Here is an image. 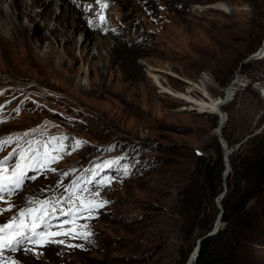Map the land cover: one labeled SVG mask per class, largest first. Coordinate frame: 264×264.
Segmentation results:
<instances>
[{
  "label": "rangeland",
  "instance_id": "rangeland-1",
  "mask_svg": "<svg viewBox=\"0 0 264 264\" xmlns=\"http://www.w3.org/2000/svg\"><path fill=\"white\" fill-rule=\"evenodd\" d=\"M8 2L0 4L12 18ZM218 3L226 8L215 7ZM60 5L53 7L59 10ZM108 10L115 25L99 24L96 34L102 30L104 36H133L125 52L116 57L103 50L106 59L91 72L87 63L77 62L71 68L64 55L63 68L57 59L54 62L60 76L51 75V69L39 63L24 69L26 80L0 85V138H23L0 151V160L26 140L47 143L49 151L65 147L53 152L62 157L50 165L56 172L30 170L28 176L36 179H26L18 195L0 202V208L14 205L0 215V223L15 215L33 194L41 200L59 196L77 177L91 180L87 188L99 192L97 200L109 203L92 213L95 218L85 213L74 223L71 216L61 214V208L67 213L69 205L57 207L53 230L57 225L69 230L87 223L94 235L87 242L65 236L53 239L82 247L48 244L36 247L35 255L7 249L0 264L13 260L16 264H187L201 236L180 215L182 198L195 197L190 206H183L193 213L202 201L206 219L220 212L217 196L203 186L202 171L205 162H211L215 171L219 166V116L197 110L180 94L194 99H202L205 91L222 96L239 75L243 85L223 107L228 114L224 137L231 146L244 142L230 158L235 185L244 180L246 162L258 155L255 151H264V99L254 87L264 81V58L241 66L264 39V0H112ZM119 28L130 31L120 35ZM10 34L9 29L2 31L5 38ZM76 38L79 55L84 35L77 31ZM47 45L44 41L43 50H37L39 57L45 56ZM89 49L90 56L100 55L96 44H89ZM67 74H73L74 80ZM77 140L85 142L78 149ZM16 160L18 156L6 165L9 171ZM108 162L114 163L105 167ZM65 172L67 176L61 175ZM61 181V187H54ZM99 181L108 184L101 186ZM65 220L69 223H62ZM239 255V264H264V217L245 234Z\"/></svg>",
  "mask_w": 264,
  "mask_h": 264
},
{
  "label": "bare ground",
  "instance_id": "bare-ground-1",
  "mask_svg": "<svg viewBox=\"0 0 264 264\" xmlns=\"http://www.w3.org/2000/svg\"><path fill=\"white\" fill-rule=\"evenodd\" d=\"M87 1L11 0L9 3L8 0H0L1 3L8 2L9 8L13 11L11 18L10 14L7 13L8 11L6 12L3 5L0 4V72L2 73L0 75V85L4 82L13 83L19 80H26L28 78V72L24 69L35 66L36 64H45L51 69V75L60 76L61 74L58 70L54 69V62L57 59L60 62V68H63L62 59L64 55L71 64V68H74L77 62H80L81 65L87 63L89 64V70L91 72L93 68L99 65L101 60L106 59V53L104 54L102 52L103 50H106L110 55L114 54L116 57L123 51L125 52L127 47L131 45L133 36H104L100 34L102 30L98 31L99 34H96V27L99 24L103 25V23H106L112 25V27L115 25V20L114 18L110 19L111 15L108 10L109 2L112 0H89L91 4H88ZM68 3H72L73 6H70ZM54 4L57 6L60 4L64 5H60V9L56 10L53 7ZM215 7L225 9L226 5L224 3H218ZM102 17L103 19H101ZM24 19H27V23H24ZM6 29L11 31L8 38L2 35V31ZM77 31H80L82 36L84 35L80 45L79 55L75 53L79 43L76 38ZM129 31V28H119L117 30L120 35H125ZM44 41L48 45L45 56L41 58L38 56L37 50H43ZM91 43L96 44L99 48V56H90L91 49H89V44ZM60 48H62V52H60ZM262 53L264 55V51ZM262 58L264 57H257V59ZM129 60L131 59L129 58ZM132 66L135 65L133 64ZM73 76V74H67L66 77L74 80ZM242 81L243 79L236 78L234 83H231L223 90L222 96L213 97L204 89L205 93L202 99H194L190 95H187L188 93L180 94V96L183 99L186 98L189 100L195 105L197 110L216 113L218 116L222 114L224 126L228 120V114L223 110L225 105L219 107V103L225 95L233 99L237 90L243 85ZM263 86L264 81L257 82L254 85L257 90H260ZM165 91L178 95L175 94L176 92L174 93L173 88H166ZM194 249L191 253L194 252ZM191 253L187 264L196 263V260L191 262Z\"/></svg>",
  "mask_w": 264,
  "mask_h": 264
},
{
  "label": "snow or ice",
  "instance_id": "snow-or-ice-1",
  "mask_svg": "<svg viewBox=\"0 0 264 264\" xmlns=\"http://www.w3.org/2000/svg\"><path fill=\"white\" fill-rule=\"evenodd\" d=\"M24 136H28V133H25ZM22 139L20 136H16L15 138L12 136L0 138V151H3L7 145L13 142H20ZM84 143L83 141L77 140L75 148L78 149ZM63 151H65L63 145L49 151V145L44 142L26 140L23 143H18L17 149H13V152L8 157L0 160V202H4L6 196L18 195L23 190L26 179H36V177L28 176L30 170L47 169L50 172H56L57 170L51 168L50 165L62 157L53 155V152L58 153ZM17 156L18 160L13 163L12 169L9 171L6 165L12 162ZM112 163L114 162H108L104 166L110 167ZM88 171L92 170L89 169ZM61 175L67 176L68 173H61ZM62 183V181L58 182L54 187L59 188L62 186ZM90 183L92 181L89 179L77 177L71 182V187L66 188L59 196L41 200L33 194L32 197L26 199L24 207H21L7 222L0 223V253L4 249H8L10 252L32 251L35 255L36 247H42L48 244L82 247V245L66 244L64 239H53L58 236L80 239L85 242L90 241L94 232L87 223L84 225H76L69 230H62L60 225L56 226L57 230H53L51 223L52 217L56 215L57 207L61 204L70 206L67 213H64L61 208V214L71 216L73 223L76 221L78 215L85 213L89 214L88 218H95L92 213L98 212L109 201L97 200L95 197H99V192L92 193L87 188V185ZM98 183L101 186L108 184L107 181H99ZM44 191H47V189ZM86 192L88 193L87 197L84 196ZM13 207L14 205L9 204L7 208H0V215L12 211ZM62 223H69V221L65 220ZM42 225L44 226L43 228H41ZM29 246L34 247L29 248ZM12 264H16V261L13 260Z\"/></svg>",
  "mask_w": 264,
  "mask_h": 264
},
{
  "label": "trees",
  "instance_id": "trees-1",
  "mask_svg": "<svg viewBox=\"0 0 264 264\" xmlns=\"http://www.w3.org/2000/svg\"><path fill=\"white\" fill-rule=\"evenodd\" d=\"M261 44L260 41L256 47L251 49V53H254ZM218 151L220 162L217 171L214 170V165L211 162H205L204 169H202L205 177L203 186L213 197L218 196L223 189V174L226 169L223 147L220 143H218ZM255 154L258 155L246 162L244 180L240 185L233 183L231 175L228 177L229 189L222 200L224 207L222 222L224 226L217 234L202 241L201 252L195 264H239V253L245 234L253 229L260 217H264V203L260 202V200H264V151H255ZM200 158L202 159V157ZM232 163L236 168L234 159H232ZM205 187L202 189L205 190ZM194 200L195 197L182 198L179 213L185 218L186 224L191 226L193 233L196 232L199 236H205L213 228L219 213L214 211V217L206 219L207 208L203 206L200 200L194 213L191 209L183 207L190 206ZM252 202L253 204H251ZM255 203L259 204L257 205L259 207L255 206ZM202 213L205 218L200 217Z\"/></svg>",
  "mask_w": 264,
  "mask_h": 264
},
{
  "label": "water",
  "instance_id": "water-1",
  "mask_svg": "<svg viewBox=\"0 0 264 264\" xmlns=\"http://www.w3.org/2000/svg\"><path fill=\"white\" fill-rule=\"evenodd\" d=\"M262 45L261 47H259L253 54H251L248 58H246L244 61H242L241 63V66H243L245 63L247 62H250L251 60L253 59H257V55H261V52L264 51V39L262 41ZM263 54V53H262ZM239 76L237 75L235 77V79H233L231 81V83H234L236 81V78H238ZM260 93H261V96L262 98L264 99V86L260 89ZM232 99L228 97V95H225V97L223 98V100L219 103V107L221 106H224L226 105L229 101H231ZM220 116V119H219V124H218V127H217V135H218V138H219V141L223 147V153H224V159H225V162H226V169L224 171V174H223V179H224V184H223V190L218 194L217 196V204L218 206L220 207V212L218 214V217L214 223V226L213 228L207 233V235L205 236H201L197 239V243L195 245V249H194V252L191 253V262L193 260H196L198 259L199 257V254L201 252V243L202 241L209 237V236H212V235H215L217 234L221 227H222V216L224 214V207H223V203H222V200L225 198L227 192H228V182H227V179L228 177L230 176L231 172H232V164H231V155L233 154L234 151H236L244 142L240 141L239 143H237L236 145L234 146H230L227 139L224 137L223 135V116L222 114L219 115ZM258 132H255L254 135H256ZM250 136H247L246 139H248ZM245 139V140H246Z\"/></svg>",
  "mask_w": 264,
  "mask_h": 264
},
{
  "label": "built area",
  "instance_id": "built-area-1",
  "mask_svg": "<svg viewBox=\"0 0 264 264\" xmlns=\"http://www.w3.org/2000/svg\"><path fill=\"white\" fill-rule=\"evenodd\" d=\"M262 56L264 57V55H263V54H261V55H257V57H262Z\"/></svg>",
  "mask_w": 264,
  "mask_h": 264
}]
</instances>
